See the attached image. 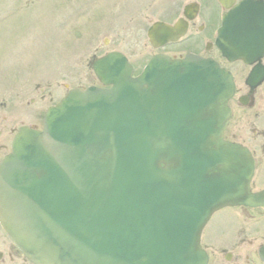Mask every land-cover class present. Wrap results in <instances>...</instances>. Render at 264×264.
I'll return each mask as SVG.
<instances>
[{
	"label": "water",
	"instance_id": "95a60500",
	"mask_svg": "<svg viewBox=\"0 0 264 264\" xmlns=\"http://www.w3.org/2000/svg\"><path fill=\"white\" fill-rule=\"evenodd\" d=\"M167 36L149 32L152 44ZM93 69L111 89L70 91L41 132L15 136L0 164L3 224L36 264H204L208 215L258 203L246 154L220 142L211 118L224 122L226 75L192 57L154 58L136 79L118 54ZM189 111L199 124L177 119Z\"/></svg>",
	"mask_w": 264,
	"mask_h": 264
},
{
	"label": "rangeland",
	"instance_id": "374dc122",
	"mask_svg": "<svg viewBox=\"0 0 264 264\" xmlns=\"http://www.w3.org/2000/svg\"><path fill=\"white\" fill-rule=\"evenodd\" d=\"M150 1L109 0L90 8L82 0L66 15L54 7L57 0H0V96L10 89L13 102L34 98L30 107L45 110L64 94L61 84L94 82L87 67L93 55L118 51L138 66L154 53L145 37L148 22L167 19L172 10L166 0ZM20 120L26 123H12Z\"/></svg>",
	"mask_w": 264,
	"mask_h": 264
},
{
	"label": "flooded vegetation",
	"instance_id": "af4514ba",
	"mask_svg": "<svg viewBox=\"0 0 264 264\" xmlns=\"http://www.w3.org/2000/svg\"><path fill=\"white\" fill-rule=\"evenodd\" d=\"M214 1L190 0L188 2L199 5L198 14L188 26L189 41L184 45L175 44L167 47L166 54L172 58H180L188 52L194 53L203 58L213 59L231 73L235 92L229 101L231 117L229 126L224 132L225 136L232 141L240 143L244 141L252 149L253 155L256 151L261 152L259 159L264 161V57L259 60L260 63L257 66V72L262 73V79L258 85L250 89V82L246 83L245 79L249 77L251 69L256 67L254 63L250 65H244L242 62L228 63L211 45L220 18L219 9ZM239 100L245 101L246 105L241 104ZM21 103H23V99L19 101L20 105H22ZM12 105L10 96L0 100V161L9 151L12 134L15 130L9 123L13 117ZM246 113L249 114V117L244 120ZM260 214L258 229V221L255 220L250 224V220L245 219L244 213H234L229 218L231 228L228 227L233 231L228 236H223L221 240L211 239L205 244L210 254L208 264H263L258 257V248L264 235L261 226L264 211ZM247 216L254 218L253 215L248 214ZM222 230L223 227H218L217 233L223 235ZM0 264H31L14 247L2 227H0Z\"/></svg>",
	"mask_w": 264,
	"mask_h": 264
}]
</instances>
